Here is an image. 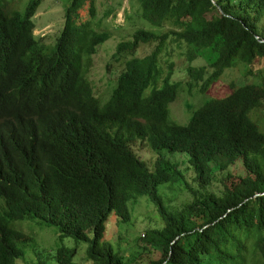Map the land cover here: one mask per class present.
<instances>
[{
  "label": "trees",
  "instance_id": "trees-1",
  "mask_svg": "<svg viewBox=\"0 0 264 264\" xmlns=\"http://www.w3.org/2000/svg\"><path fill=\"white\" fill-rule=\"evenodd\" d=\"M44 1L9 14L0 0V264L23 257L19 242L29 237L11 223L24 220L89 243L93 264H124L106 241V226L114 213L129 223L128 205L140 197L163 220L144 236L162 251L152 264H264V133L253 115L264 108V85L234 86L189 109L190 121L177 125L169 108L181 84L172 80L173 63L167 74L162 65L165 53L186 44L188 85L202 92L237 63L252 67L264 59V0H129L137 18L164 31L137 30L116 46L114 58L125 61L106 104L88 74L111 37L82 22L90 0H72L53 46L36 36ZM88 12L94 20L93 0ZM152 43L150 55L136 57ZM205 53L209 69L195 67ZM136 142L158 155L154 172L133 152ZM163 154L187 159L194 187ZM238 162L245 175L234 177ZM180 181L193 200L172 211L158 190ZM215 183L222 188L213 190ZM51 255L76 264V249Z\"/></svg>",
  "mask_w": 264,
  "mask_h": 264
},
{
  "label": "rangeland",
  "instance_id": "rangeland-1",
  "mask_svg": "<svg viewBox=\"0 0 264 264\" xmlns=\"http://www.w3.org/2000/svg\"><path fill=\"white\" fill-rule=\"evenodd\" d=\"M7 12H25L31 0H7ZM91 1V0H90ZM90 1L81 12L82 22L93 21V29L97 32H106L110 35V41L100 48L98 55L93 60V66L88 74V79L94 87L96 96L103 104H106L112 97L115 90L117 76L123 70L124 57L115 59L116 46L127 41L137 30H156L147 22L136 17L135 11L131 10L129 0H93L96 9V18L92 20L89 16ZM72 0H45L40 6L37 16L36 36L43 38L48 46L54 45L58 35L64 27L66 11ZM163 32L164 30H156ZM156 44L141 46L136 57L144 58L150 55ZM172 50V49H171ZM170 50V52H171ZM189 47L184 44L182 48H176L170 55L164 54L162 65L165 74L168 71V64L172 66V80L179 82L180 89L178 97L169 108V121L177 125H185L190 121L189 109L200 108L204 102L211 98H224L228 96L234 86L245 84L264 85V59L257 60L252 67L242 62L237 63L234 68L225 72L222 78L212 85L209 90L202 92L200 86L191 87L188 85L189 77L184 72L190 65ZM208 55L196 58L193 62L195 67H208ZM170 71V70H169ZM150 88L146 95L152 92ZM254 119L261 132L264 133V108L253 113ZM133 152L141 158L154 172L158 155L144 142H136L132 146ZM166 160L179 165L186 181L194 187V174L190 170L187 159L179 154H163ZM234 177L245 175V169L241 162H238L230 169ZM213 190L222 188V184L215 183ZM159 194L163 197L165 205L172 211H180L193 200L192 195L186 189L185 182L180 181L170 185L159 187ZM131 220L129 223L119 221L115 213L107 223L106 241L115 250V253L123 255L124 264H152L162 257L161 252L144 241V236L150 229L163 226L157 208L148 197H140L128 205ZM11 226L24 232L29 237V243L19 242L24 250V255L16 261V264H58L51 255L54 249L66 247L70 250H77L75 257L76 264H93L88 259L89 243L76 240L74 237H62L59 228L42 224L38 220H24L11 223ZM92 236V234H90ZM42 247L45 250L39 255L34 247Z\"/></svg>",
  "mask_w": 264,
  "mask_h": 264
}]
</instances>
